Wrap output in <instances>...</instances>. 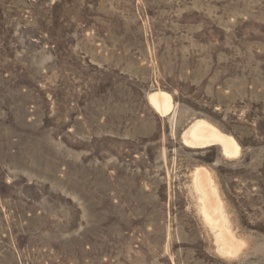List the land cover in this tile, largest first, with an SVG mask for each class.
Returning a JSON list of instances; mask_svg holds the SVG:
<instances>
[{"label": "rangeland", "instance_id": "374dc122", "mask_svg": "<svg viewBox=\"0 0 264 264\" xmlns=\"http://www.w3.org/2000/svg\"><path fill=\"white\" fill-rule=\"evenodd\" d=\"M0 264H264V0H0Z\"/></svg>", "mask_w": 264, "mask_h": 264}, {"label": "bare ground", "instance_id": "6f19581e", "mask_svg": "<svg viewBox=\"0 0 264 264\" xmlns=\"http://www.w3.org/2000/svg\"><path fill=\"white\" fill-rule=\"evenodd\" d=\"M151 100L162 113L168 111L172 105L170 97L166 94L155 93L151 96ZM185 134V141L189 144L205 146L220 143L226 155L238 152L237 142L231 135L223 133L203 119L194 121ZM195 180L197 188L201 191L203 213L212 229L217 233V240L222 245L221 250L225 253H233L235 251L234 237L227 228L223 206L220 199L217 198L214 187L211 186V178L198 172Z\"/></svg>", "mask_w": 264, "mask_h": 264}]
</instances>
